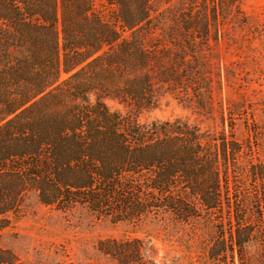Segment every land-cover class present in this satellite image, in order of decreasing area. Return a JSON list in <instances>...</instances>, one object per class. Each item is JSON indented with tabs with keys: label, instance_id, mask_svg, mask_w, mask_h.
Wrapping results in <instances>:
<instances>
[{
	"label": "trees",
	"instance_id": "obj_1",
	"mask_svg": "<svg viewBox=\"0 0 264 264\" xmlns=\"http://www.w3.org/2000/svg\"><path fill=\"white\" fill-rule=\"evenodd\" d=\"M170 1L0 0V232L34 197L166 232L206 225L203 264H235L261 244L264 226H252L237 180L229 188L246 162L264 179L245 157L251 145L181 118L139 120L166 95L208 112L209 4L217 21L218 8L226 17L241 0H201L199 18L192 5L159 7ZM146 242L109 238L98 250L146 264ZM15 261L0 248V264Z\"/></svg>",
	"mask_w": 264,
	"mask_h": 264
},
{
	"label": "rangeland",
	"instance_id": "obj_2",
	"mask_svg": "<svg viewBox=\"0 0 264 264\" xmlns=\"http://www.w3.org/2000/svg\"><path fill=\"white\" fill-rule=\"evenodd\" d=\"M200 2L171 0L160 3L159 7L179 13L192 5L190 9L196 11V18H199ZM208 13L211 40L205 53L210 66V109L200 112L187 102L166 95L157 108L144 113L139 120L145 123L154 119L181 118L203 130L234 133L239 141L253 149V153L248 151L245 157L250 156L264 169V0H241L226 17L218 8L217 21L211 1ZM108 103L113 109H121L112 101ZM249 164H244V173L233 175L235 178L230 176L229 188L234 191L237 180L240 200L247 207L244 212L250 216L252 226L259 230L264 226V216L259 220L256 215L259 206L264 208V200L259 201L256 196L264 192V179L262 172L253 178ZM261 168L259 165L258 169ZM28 202L24 212L10 215L11 222L0 232V248L15 255V264L129 262L113 260L98 250L99 241L109 238L145 239L147 247L151 248L142 259L146 264L209 262L207 251L213 243L214 230L203 224L166 232L149 223H112L85 211L63 213L37 203L34 197ZM260 240V245L255 243L248 248L245 260L236 253L235 264H264V238Z\"/></svg>",
	"mask_w": 264,
	"mask_h": 264
}]
</instances>
